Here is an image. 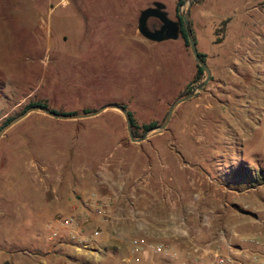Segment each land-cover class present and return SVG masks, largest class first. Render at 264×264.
Segmentation results:
<instances>
[{"label": "rangeland", "instance_id": "374dc122", "mask_svg": "<svg viewBox=\"0 0 264 264\" xmlns=\"http://www.w3.org/2000/svg\"><path fill=\"white\" fill-rule=\"evenodd\" d=\"M155 1L168 11L174 8L175 0H0V127L30 102L69 112L120 103L138 126L159 124L191 85L196 61L183 38L154 42L138 32L139 12ZM216 2L217 16L206 26L204 43L223 50L210 42L213 22L229 17L234 3ZM236 81L237 87L263 88L237 92L211 86L210 80L175 108L164 131L138 143L130 140L123 114L113 109L78 120L32 112L7 129L0 137V264H39L42 200L103 202L98 190L109 188L97 175L101 169L118 187L122 211L199 213L200 227L209 214L206 229L227 237L236 232L249 248L241 257L264 262V67ZM248 92L261 94L260 105L244 101ZM237 93H245L241 101L209 111L221 99L232 102ZM136 131V136L145 133ZM169 162L186 165V201L157 202L147 193L149 165ZM71 214L55 213L46 221ZM84 214L90 219L76 230V241L64 237L53 243L61 245L58 261L98 262L89 251H99L101 235L91 249L77 239L101 232L102 217ZM92 221L96 226L84 228ZM131 236L124 237L120 256H106L107 264L152 262L155 253L130 251Z\"/></svg>", "mask_w": 264, "mask_h": 264}, {"label": "crops", "instance_id": "0c3cea01", "mask_svg": "<svg viewBox=\"0 0 264 264\" xmlns=\"http://www.w3.org/2000/svg\"><path fill=\"white\" fill-rule=\"evenodd\" d=\"M214 1L216 2L217 0H191L189 5V20L192 33L198 52L204 54L205 63L211 71V86H223L237 92L243 89L251 91L257 88V91L260 92L263 88L261 84L258 86L257 84L242 83V87H237L239 81L236 80L246 79V77H250V73L254 68L260 69L264 67V0H232L234 4L229 9L231 11L230 21L225 28L223 40L220 43H214L215 29L219 21L213 22L214 38L210 42L223 47V50L207 49L204 43L206 26L216 18L217 15L214 10L219 9L216 6L215 8L212 6ZM155 2H149L146 7L153 6ZM177 3L178 0H175L172 11H168L167 7L162 3L164 6L163 10L169 19L174 18L177 14L179 15L181 3L179 5ZM181 38V34H179L175 39ZM260 93H254L250 96V92H248V96H246L244 101L249 103V105L255 101L261 102ZM242 95H245V93L235 94V100L232 102L229 99H221L219 104H213L209 111L213 113L220 111L219 106L223 103L241 101ZM260 102L258 105H260ZM250 113L246 114L249 121ZM101 170L97 175L101 176V181L107 183V188L109 189H101L102 191L99 189L98 192L101 194L104 192L105 195L102 194L103 199L110 207L109 216L102 219L99 251H89L95 253L93 255L94 259L98 261L95 264H107L106 256H109L110 253H116L120 256L121 244H123L122 242H124V237L127 234L145 236L154 242H165L170 245L173 252L179 255V259L175 261L169 255L156 253V257L150 262L151 264H218L210 257L199 259L197 254L190 252L194 243L203 244L211 239L217 241L219 239L217 232L202 229L199 226V213L187 215V213L176 210L161 211L153 209L148 213L134 212L133 210L124 212L118 204L120 201L118 187L112 184L114 182L111 180L110 175L107 174L105 176L106 172L103 174ZM103 170L107 171L105 168ZM185 170L186 165L182 162L149 165L147 193L157 202L186 201L188 199V191L187 181L184 178ZM110 181L112 182L109 183ZM90 185L96 186L93 182ZM40 207L43 223L55 213H92L90 200L86 202L84 199L80 201L68 197L60 199L59 196H55L51 204L46 199H43ZM182 218L186 219L184 223H181ZM96 224V221H92L89 224H85L84 228H93ZM40 230L42 231V236L37 241V251L40 255L39 264H56V262L58 264H67L69 261L61 262L56 259L59 254L58 248L61 245L47 242L43 224H41ZM231 241L234 261L225 264H253V262L241 257V253L249 248L244 246L243 241L238 239V235L232 236ZM219 242L223 241L219 240ZM260 264H264V262Z\"/></svg>", "mask_w": 264, "mask_h": 264}, {"label": "water", "instance_id": "95a60500", "mask_svg": "<svg viewBox=\"0 0 264 264\" xmlns=\"http://www.w3.org/2000/svg\"><path fill=\"white\" fill-rule=\"evenodd\" d=\"M191 3V0H183V3L181 4V8L185 7L184 13L179 12V15L182 19V23L185 28L186 38L188 41V45L190 48V51L192 53L193 58L195 59L196 63L203 69V78L197 82L190 90L186 91L182 95L178 96L174 101L171 103L168 111L166 112L163 120L150 128H148L145 133L141 136H136L133 133V126H132V120L129 113V110L118 103H107L104 105H101L100 107L88 111H81V112H66L61 113L56 110H52L48 107H45L40 104L30 105L27 108H25L23 111H21L16 116L12 117L9 121L4 123L0 127V137L3 135V133L9 129L11 126H13L15 123L19 122L23 118H25L27 115H29L32 112H38L41 114H44L46 116L60 119V120H78V119H84L89 117H94L102 112L113 109L117 110L120 113L123 114L125 124H126V131L128 133V136L132 142H141L146 140L149 136L155 135L157 133H161L164 131L167 127V124L172 117L175 108L189 100L190 98L194 97L201 89L206 85L208 81L211 79V71L207 64L205 63V60L199 55L198 49L196 47V41L192 33L190 20H189V5ZM186 5V6H185ZM163 4L160 2H155L153 6H148L144 8L138 17L137 21V29L138 32L146 39L159 42L165 39H175L181 32H180V25L167 17L166 13L163 10ZM149 17H155L157 18L161 23V27L159 30L152 31L147 29L146 27V20Z\"/></svg>", "mask_w": 264, "mask_h": 264}, {"label": "built area", "instance_id": "2783aa9c", "mask_svg": "<svg viewBox=\"0 0 264 264\" xmlns=\"http://www.w3.org/2000/svg\"><path fill=\"white\" fill-rule=\"evenodd\" d=\"M92 200L93 201H90V204L92 207V213L94 215L102 217V219H105L107 216H109V207L107 202H100L98 200H95V198ZM89 219L90 217L86 214L74 213L68 216L56 215L45 222L46 239L52 243H62L61 240L64 237L70 238V241H72V239L75 240V237L77 236L76 230L83 223H87ZM210 221L211 219L209 214H205L204 216H202V218L200 219L201 228L206 229V227H209ZM181 223H184V218L181 219ZM100 233V230L95 229L88 235L84 234L81 239H77V242L81 244L83 248L91 249L92 241H95ZM217 234L219 237L218 241L215 239H211L204 242L203 244L194 243L190 249V252L197 254L199 259H202L203 257H210L214 259V261H216V263L218 264L233 262L234 256L232 252L233 244L231 241V237L237 235V233L233 231L229 237H227L223 231L217 232ZM78 237L81 236L78 235ZM219 240L223 242H219ZM129 246L130 251L134 254L150 252L155 254L157 253L169 255L175 261L179 259V255L172 251L169 244L162 241L154 242L149 240L145 236H131L129 238Z\"/></svg>", "mask_w": 264, "mask_h": 264}, {"label": "trees", "instance_id": "16d2710c", "mask_svg": "<svg viewBox=\"0 0 264 264\" xmlns=\"http://www.w3.org/2000/svg\"><path fill=\"white\" fill-rule=\"evenodd\" d=\"M181 2H182V0H178L177 5H179ZM178 17H179V20H180V22H181V28H180V32H181L180 34H181V37L183 38L184 44H185L186 46H189V45H188L187 38H186L185 28H184V25H183V23H182V19H181L180 15H178ZM229 21H230V17L223 18L222 20L219 21L218 26H217L216 29H215V39H214V43H220V42L223 40V33H224L225 28H226V26H227V24H228ZM199 55L204 59V54L199 53ZM202 77H203V69H202V68L196 63V73H195V75H194V79H193L191 85H189V86L186 87L185 92L188 91V90H190V89H191V88H192L197 82H199V81L202 79ZM35 104H40V105H43V106H45V107L50 108L49 106H47V105L44 104V103L30 102L26 107H24V109L27 108V107L30 106V105H35ZM118 104H120V103H118ZM120 105L125 106L124 104H120ZM125 107H126V106H125ZM24 109H23V110H24ZM50 109H52V110H56V109H53V108H50ZM23 110H22V111H23ZM56 111L61 112V113L69 112V111H64V110H61V109L56 110ZM129 113H130L131 120H132L133 133H134L135 135L138 134V132L136 131V129H142V130L146 131L148 128L157 125V123H156L155 121H152V122H150V123H146V124H142L141 126H138V125L136 124V122H135V119H134V117H133L132 112L129 111ZM10 119H11V118H10ZM10 119H7L4 123H6L7 121H9Z\"/></svg>", "mask_w": 264, "mask_h": 264}, {"label": "flooded vegetation", "instance_id": "af4514ba", "mask_svg": "<svg viewBox=\"0 0 264 264\" xmlns=\"http://www.w3.org/2000/svg\"><path fill=\"white\" fill-rule=\"evenodd\" d=\"M146 8V7H145ZM141 12V11H140ZM139 12V14H140ZM139 17V15H138ZM138 17H137V21H138ZM172 20L176 21L179 25H180V28H181V22L179 20V17H178V14L175 15L174 18H171ZM162 23L155 17H149L147 20H146V27L147 29L149 30H152V31H156V30H159L160 27H161Z\"/></svg>", "mask_w": 264, "mask_h": 264}]
</instances>
